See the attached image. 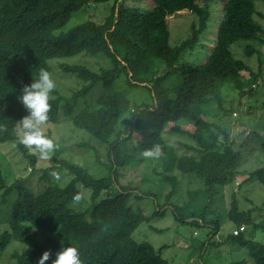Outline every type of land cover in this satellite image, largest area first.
<instances>
[{"label":"trees","instance_id":"1","mask_svg":"<svg viewBox=\"0 0 264 264\" xmlns=\"http://www.w3.org/2000/svg\"><path fill=\"white\" fill-rule=\"evenodd\" d=\"M108 1L0 0V144H13L30 165L38 164V154L19 142L17 125L28 113L18 97L45 69L55 82L57 75L75 79L67 91L57 82L45 123L69 122L89 137L78 146L95 147L93 137L108 158L107 175H93L61 158L48 130L44 134L55 145L48 160L72 175L65 187L45 182L49 169L38 188L32 186L34 174L11 182L0 162V261L7 247L19 242L25 250L12 253L18 264H38L45 251L50 252L45 264H52L61 244L76 247L81 264H169L163 247L139 240L136 232L143 223L164 231L152 221L171 210L180 224L208 229L205 239L193 243L191 260L216 246L248 257H232L228 264H264V238L253 237L264 233V198L258 205L241 195L249 181L264 187V162L250 171L242 164L254 141L250 155L264 156V128L261 132L252 121L261 118L256 113L262 106L245 101L264 86V63L260 60L256 70L247 60L257 52L250 42L264 44V24L257 18L264 13L255 0H114L103 20L68 28L76 13ZM218 1L223 5L214 45L199 62L194 54L207 47L201 36L211 4ZM183 10L193 15L189 33L172 43L169 17ZM241 40L247 42V58L232 50ZM74 56L80 59L76 63L66 59ZM131 90L143 92L133 100ZM243 107L250 114L247 121L240 119ZM235 118L247 126L237 142L227 128ZM154 145L161 147L160 157L152 158L156 178L140 176L159 184L160 194L126 183L122 171L150 160L141 153ZM233 182L236 187H228ZM89 194L91 204L78 212L75 197ZM145 197L152 198V213L138 203ZM226 221L235 230L218 240ZM194 263L204 264L202 258Z\"/></svg>","mask_w":264,"mask_h":264},{"label":"rangeland","instance_id":"2","mask_svg":"<svg viewBox=\"0 0 264 264\" xmlns=\"http://www.w3.org/2000/svg\"><path fill=\"white\" fill-rule=\"evenodd\" d=\"M114 3V0H109L105 4H100L99 6L95 7H89L87 9L81 10L80 12L76 13L69 24L67 25L68 28L80 23L85 20L93 19V20H103L105 15L107 14L106 7L109 9V7ZM257 9L264 13V0H255ZM223 5L222 1L214 2L211 4L210 11L211 16L208 22V28L207 30L202 34L201 40L203 43L207 44V49L205 50L201 49V47L198 48V50L195 52L194 56L198 59L199 62H204L208 54L210 52L211 47L214 45L215 41V35H216V27L219 20V17L221 15V6ZM102 14V15H101ZM193 15L187 11L183 10L178 14L177 16H170L169 19L171 20V40L172 43H175L173 41L174 38H178V40H182L186 35L189 33V28L191 25V20ZM260 21L264 24V17L257 16ZM219 24V23H218ZM245 43L246 41H238L237 43L232 45V50L236 57L247 58V53L245 50ZM253 47L257 49V52L253 54L250 58H248V62L251 64L254 69L259 68L260 60L264 63V44H261L259 42L252 41L250 42ZM71 63H76L80 59L79 57H67L66 58ZM264 69V68H263ZM59 84L64 85L66 87L65 91H67L68 87L75 86V79L73 78H62L60 75H57ZM56 82V84H58ZM133 91V92H132ZM257 97L254 95H249V98H245V101L247 102H255L257 101L262 106L261 113H256L258 117H261L259 119L252 120L253 122L259 123V125L255 127H259V130H263L264 128V86L257 90ZM138 92H143L139 91ZM136 90H131L130 97L134 100V98H137L136 96H141ZM144 97V96H143ZM141 98V97H140ZM249 99V100H248ZM257 104V103H256ZM239 115V114H238ZM236 114H234V117H238ZM248 117H250V114L245 111V108H241V114L240 119L247 121ZM233 123L227 124L228 129L231 132V139H233L234 142H237L240 133L247 128V126L241 125L237 118ZM246 123V122H245ZM43 131L47 132L48 130H52L53 138L56 143L60 146L59 156L61 158L67 159L73 163H76L78 165H81L88 169V171L97 176H104L107 175L108 170L106 168L105 163H108L107 158V150L105 149V146L103 144L99 143L97 140H95L93 137L90 138V143L93 144L95 147H81L78 146L77 143L83 140V136L86 139H89L88 136L83 135V132L79 129H76L74 126L70 125L69 122L63 121L61 123L57 124H49L45 123L43 126ZM254 130V129H252ZM261 130V132H262ZM88 134V133H87ZM86 134V135H87ZM230 139V140H231ZM254 141L251 145H248L247 149L245 148V153L243 157L242 164L246 167V170L250 171L252 169H255L257 164L264 162V156H261L260 151L255 152L256 154L250 155L249 150L253 147H255ZM248 150V151H247ZM249 152V154H248ZM148 159V158H147ZM0 162L2 165L3 170L5 171V174L8 175V178L11 182H13L17 177H28L30 174L33 175L32 186L34 188H38L40 178L43 176L44 169H49V178L48 175L44 179L45 182L51 181L50 183L58 184L59 186L65 187L71 180V176L69 170H67L64 167L59 166L57 163H55L52 160H43L40 159L36 167L34 168L32 165H30L24 158L20 151H18L15 146L11 143H3L0 144ZM157 164V160L150 158V160H146L144 162H141L140 164H137L136 166H131L130 168H124L122 171L126 175V183L130 181H133L134 185L139 186V189L143 192H149V191H155L158 194L161 193V186L159 184H153L145 181L147 178L144 176H148L149 178H156L153 172L154 165ZM37 169V171H36ZM52 171H56L58 174H60L61 179L59 181L55 180L50 173ZM144 174L143 176H140V174ZM246 171L242 176H240L238 180V183L242 182V179L245 180ZM247 175V174H246ZM145 177V178H144ZM145 179V180H144ZM150 181V180H149ZM158 183V182H157ZM237 183V185H238ZM236 187L235 182L230 184L228 187ZM163 191V189H162ZM244 191L246 193H244ZM83 193H89V190L83 189ZM246 195L250 198V202H255V204H261L262 200L264 198V187L262 184L256 182V181H249L246 183L242 189L241 195ZM146 196L147 193L145 194ZM90 194L87 196L81 197L79 201L76 203V209L79 212V210L87 207L90 203ZM152 199V198H151ZM150 199V197L143 198V201L138 202L144 210L148 211L149 213H152L154 211V203ZM86 200V201H85ZM248 201L243 200L242 203L243 206H249L250 203ZM86 203V205H85ZM251 206V205H250ZM253 206V205H252ZM0 219H3L0 217ZM2 228L4 229V223L1 224ZM150 224L143 223L140 228L136 232L137 238L139 240H147L151 242L156 249L160 250L163 247L162 255L164 258L168 260L169 264H193L194 262L199 261L200 258H202V261L204 264H228L232 262L233 259L238 260L242 258H246L247 255H245L244 252L240 253H233L232 255H229L228 250L226 247H216L214 246L213 249L208 250L207 254L202 257L192 259V252L191 249L194 246L193 243L197 244L201 240L205 239L207 237L208 229L207 228H197L195 225L191 224H180V222L176 221L175 216L171 210L167 211V214L164 217H155L152 221V225L159 229H164V231H156L150 229ZM235 230L233 228V224L230 221H226L224 223V226L222 230H220L217 233L216 238L218 240H224L226 235L229 234ZM198 231L199 235L196 236L194 233ZM250 231V230H249ZM253 237L257 238H264L263 232H257L253 235ZM165 246V247H164ZM18 250L20 252H23L25 250V246L22 245L19 242H13L11 243L7 249L5 250L2 259L0 261V264H18L16 259L13 258L12 253ZM192 254V255H191ZM228 254V255H227ZM237 254V255H236ZM228 258H227V256ZM233 257V259H232ZM228 259V261H227ZM194 261V262H193ZM193 262V263H192ZM248 262V261H247ZM195 264V263H194Z\"/></svg>","mask_w":264,"mask_h":264},{"label":"clouds","instance_id":"3","mask_svg":"<svg viewBox=\"0 0 264 264\" xmlns=\"http://www.w3.org/2000/svg\"><path fill=\"white\" fill-rule=\"evenodd\" d=\"M56 88V82L51 73L41 69L38 77L31 84L25 85L18 100L27 110L28 115L23 117L17 125L19 142L30 150L32 154H38L40 159L48 160L55 149L52 139L45 136L43 125L48 120L50 93ZM145 158H159L161 155L160 145H154L151 149L141 153ZM50 175L57 181L60 174L52 171ZM81 197L77 195L76 201ZM50 259V252L45 251L40 257L38 264H45ZM52 264H81L79 251L74 246L64 247L56 253Z\"/></svg>","mask_w":264,"mask_h":264}]
</instances>
